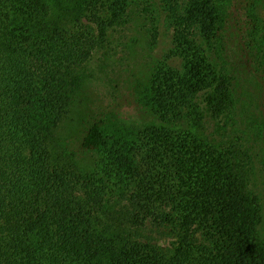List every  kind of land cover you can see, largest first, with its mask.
<instances>
[{
	"label": "trees",
	"instance_id": "1",
	"mask_svg": "<svg viewBox=\"0 0 264 264\" xmlns=\"http://www.w3.org/2000/svg\"><path fill=\"white\" fill-rule=\"evenodd\" d=\"M89 1L0 0V264H264L240 150L216 141L234 107L233 77L212 58L230 0H165L181 68L155 66L139 98L158 122L94 121L80 139L98 153L87 169L66 162L59 132L90 63L130 24L115 0L94 29L78 26ZM146 225L171 227L175 242L141 241Z\"/></svg>",
	"mask_w": 264,
	"mask_h": 264
},
{
	"label": "rangeland",
	"instance_id": "2",
	"mask_svg": "<svg viewBox=\"0 0 264 264\" xmlns=\"http://www.w3.org/2000/svg\"><path fill=\"white\" fill-rule=\"evenodd\" d=\"M100 1H89V8L77 18L78 26L94 29L93 15L106 13L115 0ZM125 1L130 24L117 27L110 35V48L104 57L98 56L90 63L92 76L80 89L75 121L60 131L57 139L66 162L81 168H90L98 157L97 152L80 148L88 127L94 121L102 128L112 123H157L158 119L139 101L140 95L158 64L181 68V59L170 54L173 27L166 1ZM250 1L230 0L226 6V22L213 46L212 58L218 69L233 77L234 107L227 118L218 121L221 132H217L214 122H208L205 133L216 131L220 134L216 141L238 146L249 187L260 204L264 236V0H257L252 7ZM62 20L66 27H74L71 9L63 13ZM134 233L141 241L162 249L175 242V234L167 226L146 225Z\"/></svg>",
	"mask_w": 264,
	"mask_h": 264
}]
</instances>
